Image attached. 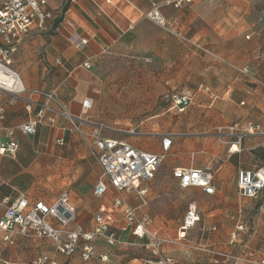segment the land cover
<instances>
[{
    "label": "crops",
    "instance_id": "0c3cea01",
    "mask_svg": "<svg viewBox=\"0 0 264 264\" xmlns=\"http://www.w3.org/2000/svg\"><path fill=\"white\" fill-rule=\"evenodd\" d=\"M46 2L53 18L20 44L13 68L26 88L55 90L72 114L105 123L109 129L103 136L164 154L153 177L139 183V189L146 190V203L136 190L124 197L148 230L171 242L153 254L143 247L146 239L134 236L121 209L114 207L113 190L94 194L101 169L92 137L83 139L73 132L55 102L47 101L44 112L52 122L38 124L33 135H25L18 125L37 108L27 110L25 100L5 94L0 99L2 125L13 131L17 150L0 154V200L25 197L51 203L66 191L77 224L91 230L96 216H102L119 242L109 244L98 237L93 241L95 257L82 262L77 254H57L50 239L16 236L10 243L0 230V264L41 253L56 256L59 264H103L99 255H107L110 264H231L225 255L240 252L243 243L254 256L260 255L264 190L258 198L240 196L236 172L264 169V0H186L178 7L159 8L166 19L177 20L179 32L217 57L183 45L148 19L149 0ZM244 67L248 74L241 72ZM181 90L191 91L193 100L179 112L163 96ZM83 98L91 100L85 113ZM234 121L243 135L230 151L229 143L217 140L214 128ZM251 124L260 128L247 132ZM83 129L90 134L93 126L83 123ZM4 131L0 142L9 139ZM177 166L212 172L214 192L180 188L172 175ZM190 202H195L199 220L182 231ZM238 225L244 230L230 244V233Z\"/></svg>",
    "mask_w": 264,
    "mask_h": 264
},
{
    "label": "built area",
    "instance_id": "2783aa9c",
    "mask_svg": "<svg viewBox=\"0 0 264 264\" xmlns=\"http://www.w3.org/2000/svg\"><path fill=\"white\" fill-rule=\"evenodd\" d=\"M186 0H149V9L145 16L160 26L163 30L176 37L183 45L196 51L217 57L200 42L179 32L175 26L176 19L168 20L159 11L161 6L178 7ZM46 0H0V99L3 95L17 96L26 101L27 110L35 105L37 110L26 122L18 125V129L25 135H33L36 126L44 122V112L48 108L47 101L55 102L61 108V114L68 121L70 129L85 139L87 135L92 137L91 145L96 150L95 157L100 166L101 173L94 186V194L102 196L108 188L114 192L113 205L120 208L125 222L131 226L132 234L139 239H146L143 247L151 249L153 254H159L163 243L171 242L160 238L156 233L147 229L135 209L127 205L124 193L136 190L142 204L146 203L145 189H139V183L149 180L163 161L164 154L152 153L132 146L131 144L112 137L103 136L102 132L109 129L103 122L84 120L80 115L72 114L59 100L55 90L29 89L23 84L18 72L13 68L14 55L20 44L35 30H44L49 20L53 18L51 12L46 10ZM82 44L86 40L80 41ZM89 67L88 63H85ZM242 73L248 74L246 67ZM256 83H260L253 76ZM201 87V86H200ZM39 96L40 100H33ZM163 100L169 102L171 108L184 111L192 104L193 94L188 90H181L163 96ZM91 107V100L83 98L81 112L85 113ZM5 118L4 108L0 102V130H5L7 141L0 142V154H15L17 143L12 139L13 131L4 128L2 121ZM83 123L93 126L90 134L83 129ZM258 124L248 125L247 132L258 130ZM217 140L221 143H229V150H236L242 138L238 121L229 124L215 126ZM165 149L169 141L163 143ZM172 175L177 179L180 188L199 187L204 193L212 194L213 174L207 169L193 166L173 168ZM236 188L240 196L258 198L264 190V169L256 170L238 169L236 172ZM264 212V207L261 208ZM76 210L69 201L66 191L61 192L53 202L45 203L42 200L29 201L25 197H19L13 201L6 198L0 200V230L3 232V240L12 243L14 237H38L47 238L53 242L57 254L69 257L77 254L82 262H87L95 257L93 241L98 237L104 238L109 244L119 242L118 238L108 230V224L102 216H96V225L91 230H85L76 223ZM199 220L195 202H190L183 216L180 226L182 231L192 228ZM244 230L243 225H238L230 233L229 243L238 240L239 232ZM248 245L243 243L241 251L225 256L231 264L247 261L250 264H264V250L258 256L247 251ZM103 264H110L107 255H99ZM9 264V263H3ZM15 264H59L56 256L37 254L32 258Z\"/></svg>",
    "mask_w": 264,
    "mask_h": 264
}]
</instances>
